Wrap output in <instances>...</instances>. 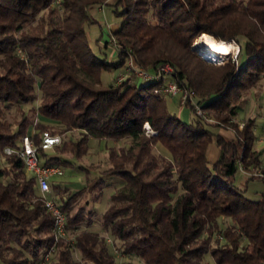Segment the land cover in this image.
<instances>
[{"label":"trees","instance_id":"trees-1","mask_svg":"<svg viewBox=\"0 0 264 264\" xmlns=\"http://www.w3.org/2000/svg\"><path fill=\"white\" fill-rule=\"evenodd\" d=\"M102 5L121 18L109 33L118 45L113 57L88 39L96 23L89 11ZM203 34L237 43V60L203 59L193 49ZM131 57L149 71L172 65L174 81L196 94L213 121L189 105L190 121L171 110L169 101L181 106V98L165 94L163 80L139 82L133 73L104 83V72L122 74ZM263 79L264 0H0V264H40L54 244L53 217L17 154L23 137L39 144L45 131L62 140L52 154L39 150L44 164L89 174L74 160L87 156L95 139L110 165L78 190L51 182L68 239L46 264H127L123 257L143 264H264V191L250 199L236 183L241 167L249 181L264 182L256 118L242 126L235 120ZM14 107L21 119L12 123L6 113ZM213 143L221 151L214 163ZM111 177L119 179L117 190L101 230H92L98 210L75 207L85 195L100 198Z\"/></svg>","mask_w":264,"mask_h":264},{"label":"rangeland","instance_id":"rangeland-1","mask_svg":"<svg viewBox=\"0 0 264 264\" xmlns=\"http://www.w3.org/2000/svg\"><path fill=\"white\" fill-rule=\"evenodd\" d=\"M90 15L93 20L96 22L88 26V39L90 41L91 46L99 52V48L102 47L103 51H105L110 57H113V45L110 42V34L112 26H117L121 18L116 16L109 7H105L104 12L99 10V7L94 6L90 9ZM209 35V34H208ZM207 35V39L213 42H216L215 37ZM213 39H212V38ZM215 39V40H214ZM220 41V40H219ZM108 43V46L105 48V43ZM230 44L233 45V50L226 56H211L208 55L206 47L202 44L201 35L194 41L193 49L205 60L212 62L214 64H225L228 62L230 57H234V55L239 50V45L235 42H231ZM102 56V55H101ZM127 66L123 69L122 74H120L121 70L113 71V72H104L103 73V81L104 83H109L113 81L114 78L116 82H121L124 77H128L133 73L127 68L129 65V60L127 61ZM122 77V78H121ZM121 78V79H120ZM138 79V78H137ZM139 82H143L142 79ZM247 104L244 108L239 112L238 117L235 118L236 121L242 123V121L247 120L248 118L254 117L256 118V133L259 135L261 133V124L262 120H264V79L259 82L254 88L250 89L247 94ZM35 105V104H34ZM169 107L171 110L177 112L184 120L190 121L192 119V110L190 107H182L178 104V99L175 98L174 101H169ZM32 105L25 106V110H31ZM30 118H32L34 125L38 122V117L33 114V110L30 111L29 114ZM6 117L10 122L19 121L21 119V111L18 108H13L10 111H7ZM241 121V122H240ZM243 125V124H242ZM241 125V126H242ZM218 131V129H216ZM113 145V143H109ZM123 144V142H121ZM104 144H100L99 141L95 139L90 140V151L89 154L83 157L81 160H74V164L76 166L85 165L89 167L90 172L89 174L85 171L77 170L73 167H64L63 171L64 174L62 176H56L52 178L51 182L60 183L66 185L71 188V190H78L82 188L85 183L89 179H93L99 174L103 173L107 168H109L108 162V154L105 150H101ZM54 150H49V154H52ZM71 156L68 155L67 158ZM119 179L117 177L109 178V181L112 184V187L106 188L101 197L95 199L96 194L92 193L89 195H85L80 198L75 210L78 209L79 206L87 207V209H97L98 215L94 218L95 224L91 227L92 230H101V217L104 211L107 209L109 205L110 196L117 190L116 187L118 183H116ZM236 183L240 185L241 183L244 184V187H247L246 195L250 199L257 200L261 197V193L264 191V182L261 180H251L249 181L247 178H244L241 171H238L236 175ZM104 236L108 238L109 241L112 240L110 236L103 233ZM76 258L80 260L79 255H76ZM127 264H143L136 258H127L123 257L122 259ZM121 261V260H120ZM85 264V263H83ZM86 264H93V263H86Z\"/></svg>","mask_w":264,"mask_h":264},{"label":"built area","instance_id":"built-area-1","mask_svg":"<svg viewBox=\"0 0 264 264\" xmlns=\"http://www.w3.org/2000/svg\"><path fill=\"white\" fill-rule=\"evenodd\" d=\"M99 10L104 12L105 5H102ZM111 43L114 48H118L116 39L113 36L111 37ZM238 54L239 50L234 57H232L234 61L237 60ZM127 68L142 80H163L164 87L162 91L165 94L171 97L180 96V104L182 107L187 105L192 106L198 116L206 118L207 121H213L207 116L206 112L202 109V106L197 102L196 94L187 87L180 86L174 81L173 77L175 76V70L172 65L166 63L160 65L155 71H149L138 66L131 57ZM145 129L147 134H154V131L150 128L149 124L145 125ZM262 137L264 138V120ZM61 140V136L45 131L42 134L39 144H36L30 136L23 137V146L17 151V154L24 161L27 171L35 176L45 208L53 217L52 232L54 234V244L49 254L45 257V260L40 264H46V261H48L50 256L55 252L56 246L60 240L68 239L66 214L62 210L61 206L51 197V180L56 176H62L64 171L59 166H48L44 164L39 152L40 149H53L56 145L61 143ZM6 152L12 153L13 150L8 148ZM241 170H243V167H241ZM256 175L261 176V173H257Z\"/></svg>","mask_w":264,"mask_h":264},{"label":"crops","instance_id":"crops-1","mask_svg":"<svg viewBox=\"0 0 264 264\" xmlns=\"http://www.w3.org/2000/svg\"><path fill=\"white\" fill-rule=\"evenodd\" d=\"M117 27H118V25L117 26H112L111 30L117 29ZM242 124L243 123H240V126ZM220 132L223 135H225L227 138H231L233 136V133L231 131H222L221 130ZM262 132H263V120H262V124H261V133L259 134V139L256 142V149L262 153V158L264 159V138L262 137ZM220 154H221V151L215 145V143H213L212 145H210V147L208 149V159H209L210 162H212V163L216 162L219 159ZM241 173L243 174L244 178H247L248 179V174L247 173H245L243 170L241 171ZM240 186L241 187H244V184L241 183Z\"/></svg>","mask_w":264,"mask_h":264},{"label":"bare ground","instance_id":"bare-ground-1","mask_svg":"<svg viewBox=\"0 0 264 264\" xmlns=\"http://www.w3.org/2000/svg\"><path fill=\"white\" fill-rule=\"evenodd\" d=\"M202 44L206 47L208 55L211 56H226L233 49V45L226 42H213L207 39V35H201Z\"/></svg>","mask_w":264,"mask_h":264}]
</instances>
